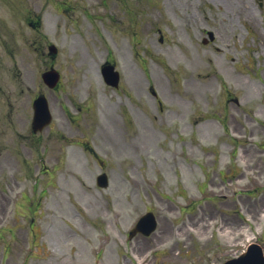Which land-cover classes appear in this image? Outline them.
I'll list each match as a JSON object with an SVG mask.
<instances>
[{
    "label": "rangeland",
    "instance_id": "374dc122",
    "mask_svg": "<svg viewBox=\"0 0 264 264\" xmlns=\"http://www.w3.org/2000/svg\"><path fill=\"white\" fill-rule=\"evenodd\" d=\"M235 1L151 0L150 44L153 45L152 49L159 48L161 57L166 59L171 70L167 73V80L161 66L153 61L150 63L151 75L161 92L163 103L152 95L149 100L137 98L141 95L137 96L136 93L133 100L125 95H115L103 83L96 63L99 58L96 48L102 49L104 43H111L110 29L104 31V23L96 22L97 31L84 18L83 11H77L67 19L60 18L62 28L55 29L51 35L62 50L68 54L69 45L86 44L95 55L90 65L84 66L82 70L75 66L79 82H72L69 92L76 96L78 92L86 95L93 93L98 108L102 107L99 104L101 98L110 101L118 99V104L128 109L133 104L134 116L137 115L140 121L136 122L133 116L134 132L127 133L118 128L114 132L116 137L112 146L103 144L95 137V133L92 135L98 151L106 154L109 160L106 171L110 175V186L107 189L95 186L93 177L99 169L95 162H90V165L86 162V169H82L84 173L78 174L80 180L72 179L70 182L69 209L66 210L67 206L60 198L63 197L61 193L52 195L47 201L50 209L65 215L71 230L75 231L69 242L60 235L63 227L57 224L60 221L58 218L46 234L45 229L52 216L48 213L49 208L45 207L42 220L37 225H41L46 234L43 244L47 255L24 259L23 248L28 244L23 231L17 228L14 240H11L10 235H4L10 250L3 264H138L148 255L150 261L144 264H205L207 259L218 263L224 257L238 252L243 237L247 239L254 232L262 230L264 217L259 215L255 219L257 211L245 207L238 197L234 201L230 199L217 203L206 200L195 204L189 212H182L178 206L180 202L187 201L182 199L180 193L185 194L186 198L193 195L191 201L201 197H198L201 194L199 187H202L205 178L194 162L214 168L205 187L209 189L208 197L224 193L213 187H221L226 182L230 188L225 192L232 194L237 190L239 183L244 180H238L234 174L242 168L243 163L229 156V150L234 149L235 144L231 140L232 131L246 133V148L250 147L251 141L260 139L258 128L253 131L248 128L243 107L258 100L264 93V85L259 80L260 76L264 78V72H260L257 77L255 71L248 67V48H254L250 52L254 68L264 65V54L259 62L255 50L257 41H253L247 31L239 26V19H245L237 15ZM105 11L108 13L109 7L101 10L103 13ZM76 17L80 23L78 31L70 27ZM53 21L56 23L58 18ZM156 25L164 30L166 37L160 43L159 34L155 33ZM68 28L70 34L66 31ZM210 28L216 31V41L207 46L202 45L204 32ZM50 29H53L52 26ZM64 63L63 58L61 65ZM69 68L70 65L66 64L65 70ZM124 70L131 87V77L134 76L135 81L139 78L131 69ZM223 81L239 101L241 99L243 104H240V109L230 105L229 111L223 110ZM142 104L147 114L136 108H141ZM231 112L236 113V119L241 121L245 129L236 131L232 122L230 131L226 132L220 122L211 118L216 113L220 118L225 116L228 123ZM99 120L104 122L102 118ZM122 122L119 117V127H123ZM261 133L264 134L263 131ZM132 134L144 138V142L141 139L132 143ZM124 135L127 137L123 139ZM253 149L246 154L245 160H254ZM147 208L153 209L159 216L158 230L149 239L138 236L128 241L126 230ZM212 208L216 216L213 225L211 220L207 221ZM242 211L249 212L256 224L246 227L244 219H238ZM113 214L116 217L111 222ZM259 217L263 220L259 221ZM221 218L236 222V225L228 224L229 228L223 232L226 235L218 226ZM8 219V225H13V219ZM237 231H244L245 235H238ZM102 232L111 233L112 239L99 245L97 238ZM92 248L94 251L102 249L101 257L95 259Z\"/></svg>",
    "mask_w": 264,
    "mask_h": 264
}]
</instances>
